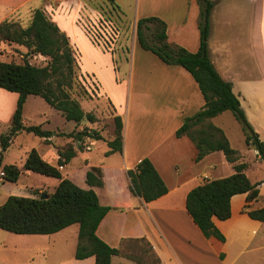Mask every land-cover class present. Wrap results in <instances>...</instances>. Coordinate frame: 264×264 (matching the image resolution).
<instances>
[{
    "label": "crops",
    "instance_id": "0c3cea01",
    "mask_svg": "<svg viewBox=\"0 0 264 264\" xmlns=\"http://www.w3.org/2000/svg\"><path fill=\"white\" fill-rule=\"evenodd\" d=\"M37 1L39 0H0V23L20 14L25 15V12L32 14L39 7L70 38L68 31L62 27L66 20L70 19L75 24L84 12L86 16L89 13L92 17L100 15L97 9L86 4V0H43L58 4L57 9L52 5H37ZM127 1L134 11L132 27L135 38L139 20L158 18L167 25L170 44L183 47L191 53L198 52L200 7L197 0ZM127 1L116 0V12L121 13ZM212 1L215 6L211 15L209 39L211 60L219 74L233 84L234 94L263 141L264 0ZM149 27L152 29V25ZM141 50L144 51L138 52L139 57H136V51L134 53L131 92L127 105L116 99L114 89L117 88L116 82L119 79L114 67L110 64V68L108 66L104 70L98 66L96 57L108 64L109 53L100 49L86 52L88 58L93 57L86 68V77L96 83L100 93L111 92L109 103L116 116L122 118L123 151L107 157L112 158L108 167L91 163L90 158H86V154L93 152V149L78 152L77 157L67 165L71 170L65 176L74 181L76 171L82 170L79 187L91 189L86 182L87 172L93 167L102 168L105 185L103 188L93 189L98 194L100 203L113 210L100 224L97 235L109 246L122 252L113 257L112 264H140L127 255H144L145 247L152 249V254L158 257L160 264H264V257L248 256L264 250V223L253 220L242 212L247 204L246 194L233 197L232 217L229 220L214 219L216 226L226 237L225 242L206 238L189 215L186 208L188 194L207 181L232 175L235 172L234 165L227 161L223 152H215L200 162L196 161L198 150L195 144L186 136L178 138L176 133L187 118L203 109L204 96L186 69L167 65L154 53ZM2 91L0 89V136L10 130L18 100V97H14L11 104L8 95L6 99ZM221 115L211 119V123L224 131L215 121ZM23 122L29 125L25 117ZM61 133L66 132L58 130L49 140L51 144L48 145L53 146V151L47 152L46 156L43 154L45 152L38 151L55 166L60 158L58 144L63 143ZM40 139L42 142L46 141ZM66 139L69 140L67 137ZM245 146L247 150L242 153L238 151L241 162L247 161L246 157L250 152H254L255 158L260 160L256 150L249 148L246 143ZM108 151L109 147L104 151L105 157ZM146 158L151 160L169 189L165 196L150 203L132 194L128 176V171L135 169ZM108 168L111 180L107 176ZM117 174L123 176L122 184ZM247 174L252 180L249 171ZM46 182L55 188L60 180L47 178ZM263 202L251 205L263 208ZM77 226L78 229L71 234L68 231L72 226L52 235H17L10 232V235L0 234L3 240L0 247L9 252L3 254L0 249V257L4 258L3 263L13 264H95V257L76 259L80 230L79 225ZM138 258L143 264H147L144 259Z\"/></svg>",
    "mask_w": 264,
    "mask_h": 264
},
{
    "label": "trees",
    "instance_id": "16d2710c",
    "mask_svg": "<svg viewBox=\"0 0 264 264\" xmlns=\"http://www.w3.org/2000/svg\"><path fill=\"white\" fill-rule=\"evenodd\" d=\"M117 6L116 0H110ZM200 7V48L191 53L183 47L168 42L167 25L158 18L139 20L137 37L141 47L157 55L164 63L181 66L186 69L198 84L205 105L201 111L185 120L176 133L178 138L188 137L196 146L197 162L206 156L223 152L227 161L234 165V173L228 177L207 181L194 188L187 196L186 208L194 223L203 235L221 242L226 237L216 226L214 219L227 221L232 217V199L236 195L246 194L247 204L242 212L251 219L264 223V207L254 208L251 203L260 201L261 183H253L247 174V163H238L240 154L235 150L222 129L211 123V119L230 111L240 123L246 145L257 151L264 161V142L247 119L239 98L233 92V84L226 81L215 68L209 49L211 15L215 6L212 0H197ZM154 25V43L150 44L144 29ZM151 29V28H150ZM149 29V30H150ZM148 30V29H147ZM15 44L28 49L26 55L42 56L47 59L44 66L31 64L27 59L22 63L0 61V89L18 94L16 110L9 132L0 136V172L6 183H18L24 172L60 180L55 191L48 199L42 195L24 197L10 196L0 205V229L17 235H52L73 225H79V239L76 259L95 257V264H112L114 256L122 252L101 240L97 231L110 211L103 206L94 187L103 188L104 174L101 167H93L87 172L86 182L91 189H83L72 180L64 178L59 166L69 165L86 138L104 140L96 131L85 129L67 135L80 144L79 149L69 145L60 151L57 165L50 164L38 150L33 149L23 167L3 165L4 153L14 143V138L22 132L33 133L46 140L47 144L53 132L41 126L25 125L24 110L29 96L41 97L47 104L62 113L68 121L80 125L85 120L96 123V116L86 113L80 102L71 95L76 78L75 53L70 38L52 21L43 9L33 11L28 26L19 22L5 20L0 23V44ZM114 139L107 141L111 156L123 151V121L121 116L114 117ZM61 136V135H60ZM70 144V143H68ZM59 148V147H58ZM130 190L134 196L153 202L165 196L169 189L150 159H143L135 169L128 171ZM143 242V240H142ZM152 253V249L149 248ZM157 264L160 260L152 254ZM128 258L140 264L142 260L135 256Z\"/></svg>",
    "mask_w": 264,
    "mask_h": 264
},
{
    "label": "rangeland",
    "instance_id": "374dc122",
    "mask_svg": "<svg viewBox=\"0 0 264 264\" xmlns=\"http://www.w3.org/2000/svg\"><path fill=\"white\" fill-rule=\"evenodd\" d=\"M125 1L127 0H124V2ZM85 2L90 7L97 9L100 15L98 17H92L89 13L87 17L86 13L84 12V15L82 13L80 14L81 18H79V21H77L75 24L71 23V20L68 19L64 25L62 24V27L68 31L71 38L70 42L74 49L77 65L76 78L73 82L71 95L74 99L80 102L86 113H92L96 116V123L92 124L85 120L80 125H77L72 121H68L65 117H63L62 113L47 104L43 98L37 96H29L27 99L24 117L28 121L29 125L41 126L44 130H49L53 133L58 132V130H63L66 132L60 134V137L63 141V143L58 144L60 151L66 150L69 145H73V147L77 150L79 149V143L74 142L73 139H66L68 134L80 132L85 129L98 132L104 140L86 138L84 144L81 145L82 151L80 152H89L87 147H90L93 149V152L86 154V158H90L91 163L98 165L104 164L102 166L108 167L112 158H107V156L105 157L104 151L108 148L106 142L114 139V117L116 114L112 108V105L109 103L111 100V92L105 91L100 93L96 83L91 78L86 77V68L89 67V62L93 59V57L88 58L89 56H86V52H89L90 49H100L105 53H109L107 58L109 59L108 64H106V61H102L101 58L96 57L98 60V66L102 67L104 70L107 69L108 66L110 68V64L114 67V72L118 75L119 79V81L116 82L117 88L114 89V92L116 93V99L121 103L124 102L123 104L127 105L131 92V74L134 53L136 51V57H139L138 52L140 53V51L144 50H141L143 48L141 47L138 38H135L134 36L132 27L134 11L129 5V1H127L128 3H124L122 8L124 12L121 11V13L116 12L117 6L114 5V3L110 0H86ZM35 4L52 5L54 9L59 7L58 4L53 3V1L39 0ZM37 8L39 9V7ZM32 14H27V12H25V15L20 14L16 18L10 20L19 22L22 26L26 27L31 21ZM155 28L156 27L152 25V29H144L150 44L154 43L153 40ZM119 37L121 38L117 42ZM27 53L28 49L25 47L15 44H0V61L2 62L13 61L16 63H22L24 59H27L31 64L34 65H46V58L44 59L43 57L36 55L28 56L26 55ZM262 84L264 85V79H262ZM3 91L2 92L4 93L6 99V95H8V100L11 102V104L14 97H18V94H12L5 90ZM215 121L219 126H222L226 132L225 134L230 139L231 146L234 149L240 153L247 150L241 125L231 112L221 115ZM5 129L8 130L7 128ZM46 143V141L42 142L40 137L35 136L33 133H20L14 138L13 145H11V147L4 153L3 165L14 164L22 168L27 157L29 156V153L33 149L38 150L40 153L45 152L43 154L46 156L45 154L47 152L53 151V146ZM246 158V162H241L240 159L238 163H247V171H249L252 180L254 182L256 181L261 183L259 188L262 192L260 197V202L262 203L264 201V161L257 160L254 156V152L248 153ZM70 170L71 168H68L66 165L65 169L61 171L64 178ZM106 172L108 179L111 180L112 177L109 168L106 170ZM75 174L77 177H74L75 182H73L79 186V184L82 182V170H77ZM116 176L120 178V183L122 184L123 176L119 174ZM47 178L50 177L42 176L40 174L32 175L24 172L18 183H5L1 178L0 172V205L5 203L10 196L37 197L43 194L50 196V194L55 191L56 187L54 188L53 186L48 185L46 182ZM121 187H123V185H121ZM76 229H78V226L74 225L69 229L68 232L71 234L75 232ZM0 234L10 235L9 232L2 229H0ZM1 242H3V240L0 237V243ZM0 249L3 254L9 253L4 248L2 249L0 247ZM144 251V255L135 256L141 257L147 264H157L149 248L145 247ZM248 256L263 258L264 250H259L255 253L249 254ZM3 262L4 258L0 257V264H13L11 262Z\"/></svg>",
    "mask_w": 264,
    "mask_h": 264
},
{
    "label": "built area",
    "instance_id": "2783aa9c",
    "mask_svg": "<svg viewBox=\"0 0 264 264\" xmlns=\"http://www.w3.org/2000/svg\"><path fill=\"white\" fill-rule=\"evenodd\" d=\"M87 150L90 151L91 148H90V147H87ZM64 169H65V166H60V168H59L60 171H62V170H64Z\"/></svg>",
    "mask_w": 264,
    "mask_h": 264
},
{
    "label": "water",
    "instance_id": "95a60500",
    "mask_svg": "<svg viewBox=\"0 0 264 264\" xmlns=\"http://www.w3.org/2000/svg\"><path fill=\"white\" fill-rule=\"evenodd\" d=\"M48 198H49V196L47 194L42 195V199H48Z\"/></svg>",
    "mask_w": 264,
    "mask_h": 264
}]
</instances>
